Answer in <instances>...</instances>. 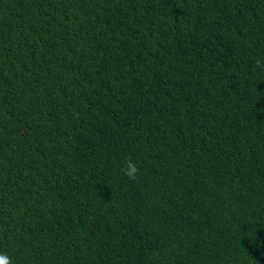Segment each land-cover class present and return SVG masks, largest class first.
<instances>
[{"label": "trees", "instance_id": "obj_1", "mask_svg": "<svg viewBox=\"0 0 264 264\" xmlns=\"http://www.w3.org/2000/svg\"><path fill=\"white\" fill-rule=\"evenodd\" d=\"M0 255L264 264V0H0Z\"/></svg>", "mask_w": 264, "mask_h": 264}, {"label": "clouds", "instance_id": "obj_2", "mask_svg": "<svg viewBox=\"0 0 264 264\" xmlns=\"http://www.w3.org/2000/svg\"><path fill=\"white\" fill-rule=\"evenodd\" d=\"M140 169L132 159H126L124 163L123 172L129 179H135ZM0 264H11L7 256L0 255Z\"/></svg>", "mask_w": 264, "mask_h": 264}]
</instances>
